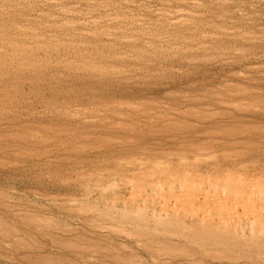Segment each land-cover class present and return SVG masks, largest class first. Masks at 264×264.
Masks as SVG:
<instances>
[{
    "label": "rangeland",
    "instance_id": "obj_1",
    "mask_svg": "<svg viewBox=\"0 0 264 264\" xmlns=\"http://www.w3.org/2000/svg\"><path fill=\"white\" fill-rule=\"evenodd\" d=\"M0 264H264V0H0Z\"/></svg>",
    "mask_w": 264,
    "mask_h": 264
}]
</instances>
